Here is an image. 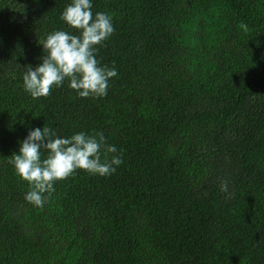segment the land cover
I'll return each mask as SVG.
<instances>
[{
    "label": "trees",
    "instance_id": "obj_1",
    "mask_svg": "<svg viewBox=\"0 0 264 264\" xmlns=\"http://www.w3.org/2000/svg\"><path fill=\"white\" fill-rule=\"evenodd\" d=\"M68 3L0 0V264H264V0H92L115 28L96 54L118 73L107 96L66 80L34 99L39 43L79 35ZM44 126L102 132L123 163L35 207L10 160Z\"/></svg>",
    "mask_w": 264,
    "mask_h": 264
},
{
    "label": "clouds",
    "instance_id": "obj_2",
    "mask_svg": "<svg viewBox=\"0 0 264 264\" xmlns=\"http://www.w3.org/2000/svg\"><path fill=\"white\" fill-rule=\"evenodd\" d=\"M92 9V0H70L60 19L79 35L54 30L39 43L43 51L41 62L29 65L22 77L23 88L32 98L48 96L53 87H62L66 80L81 98L107 96L109 81L118 73L115 67L101 65L96 54L97 46H103L115 28L109 13L94 14ZM115 153L116 147L107 144L102 132L95 135L78 132L64 137L52 127L44 126L28 131L10 163L30 187L25 201L42 208L54 192L55 182L78 169L102 177L113 174L123 163L122 156ZM221 190L228 191L226 181Z\"/></svg>",
    "mask_w": 264,
    "mask_h": 264
}]
</instances>
